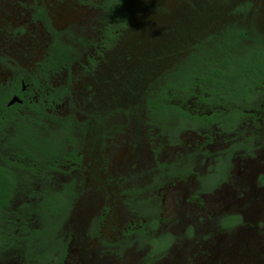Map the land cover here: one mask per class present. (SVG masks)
<instances>
[{
	"label": "flooded vegetation",
	"instance_id": "af4514ba",
	"mask_svg": "<svg viewBox=\"0 0 264 264\" xmlns=\"http://www.w3.org/2000/svg\"><path fill=\"white\" fill-rule=\"evenodd\" d=\"M65 4L89 11V0H0V101L10 120L0 131V169L21 163L12 154L14 132L20 145L29 141L19 133L23 122L39 146L47 129L59 132L66 120H77L54 173L73 177L6 181L10 193L2 199L10 209L0 219L15 236L0 263L264 264V33L256 16L239 21L245 34L145 41L119 37L104 21L89 55V23L69 19ZM95 7L107 11L114 4L98 0ZM34 28L49 43L43 61L29 66L22 60L35 52L24 40H39ZM159 42L166 47L139 50ZM123 44L140 54L123 51ZM163 49L168 57L149 54ZM164 63L168 70L160 69ZM169 86L183 88L182 99L159 114V90ZM13 99L18 102L9 105ZM81 166L89 171L85 186L74 177ZM47 184L68 201L64 221L54 240L45 233L30 239L24 225L36 231L40 221L24 205L38 204ZM12 239L24 253L32 249V257L14 251ZM87 240L99 247L88 250ZM70 244L79 247L73 258Z\"/></svg>",
	"mask_w": 264,
	"mask_h": 264
},
{
	"label": "rangeland",
	"instance_id": "374dc122",
	"mask_svg": "<svg viewBox=\"0 0 264 264\" xmlns=\"http://www.w3.org/2000/svg\"><path fill=\"white\" fill-rule=\"evenodd\" d=\"M97 1L98 0H89V11L80 8L74 9V7L70 6L69 4L62 5V8L64 9L63 12H65V14L68 13L67 17L69 19L83 18L86 21L85 23H89V55L91 54V47L97 45L101 36L104 34L103 17L100 11H98V9L95 7ZM241 1H246L250 4H253L254 2L258 1V4L255 6L254 10L249 9V11L245 8H242V10H240L239 6H242L244 4ZM50 2L51 4L49 6L51 8H54L55 4L52 5V1ZM92 2L94 3L93 7ZM215 3L217 4L214 5ZM212 5H214L213 8H210L209 6ZM250 13L253 14L252 17L255 18L256 16V20H258L256 21V25H259V27L262 29V33H264V0H144L142 4L136 3L132 7V10L129 11V15L125 17V20H123V24H126L130 20L129 23L126 24L127 26L124 25V27L121 28V25H111L110 28L112 31L117 30L118 36L122 38L129 37L131 39L132 37L137 36L140 37L139 39H141L142 41H145L150 39V37H157L158 39L160 37L161 40H165L168 35L173 34L184 36L187 34L203 35L206 34V32L208 31L218 32L221 29L220 25L217 28L215 27L216 24H218L219 22L223 20L227 21L229 18H231L232 15H235V23L238 24L239 21L246 20ZM206 18H209V22H207ZM34 30L36 33L40 34L39 40L36 43L24 40V44L27 43L31 51L35 52V55L33 56V58L30 57L24 59L25 61L22 60L24 65L30 66L31 63L43 61L45 57V53L43 51L45 45L49 43L48 35L46 36L45 34H43L41 31L38 30V28H34ZM13 42H15L17 46L21 45L20 42ZM154 46H157V48L159 49L162 47H166L165 42H159L158 44L153 46H140L139 50L141 52H144L151 49V47L152 50H154ZM121 47H123V51L134 50L136 54H140V51H136V45L123 44ZM179 49L182 48L180 47ZM169 52V49H163L156 50L155 52H149V54L152 58L156 55L155 53L159 54L158 56L168 57L167 55L169 54ZM177 52H182V50H178ZM164 68L165 63L163 65L161 64L160 66V69ZM168 69L169 68H165L164 70ZM106 74L108 75V72H106ZM56 82L57 81L55 79H51V86L54 87ZM158 82H160V80H158ZM72 88L74 89V92H76V86L72 85ZM186 134L188 135L189 133L185 132L183 136H185ZM185 138L188 139V136H185ZM94 152H96V150H94ZM96 157H98V155ZM100 161L101 160H99V162ZM78 170L79 171L75 174L74 177H77L81 185L85 186V184H87V181L89 180V171H87L84 166L78 167ZM95 173L99 176V178H94L95 182H101L102 173L100 172L99 167L95 170ZM71 177L73 176L57 175V177H55V181H58V179L59 181L61 179L62 181H65ZM88 191L89 188L86 189L83 187L82 192L86 193ZM15 203L16 201L13 202V205H15ZM169 205L170 203H165V207ZM67 227H70V224H68ZM65 237L66 236H64V239ZM83 245H85L88 250L89 248L97 249L99 247V242L87 240L83 243ZM78 248V246L70 244L69 258H73L74 254H76V249ZM5 264L13 263L9 261L5 262Z\"/></svg>",
	"mask_w": 264,
	"mask_h": 264
},
{
	"label": "trees",
	"instance_id": "16d2710c",
	"mask_svg": "<svg viewBox=\"0 0 264 264\" xmlns=\"http://www.w3.org/2000/svg\"><path fill=\"white\" fill-rule=\"evenodd\" d=\"M144 0H111V3L114 4L113 9H107V11H100L103 20L108 22V26H119L121 25V28L124 27V25L128 24L129 21L126 24H123V20H125V17L129 15V11L132 10V7L136 3H143ZM244 4L242 6H239L240 10L242 8H245L246 10H249L251 8V4L246 1H241ZM143 6V5H142ZM250 11V10H249ZM235 15H232L231 18H229L227 21L223 20L221 23L219 22L216 24L217 28L220 25V30L218 32L215 31H208L206 32L207 35H240L245 34V29L242 28V26L236 22V19L234 18ZM221 23V24H220ZM127 26V25H126ZM256 33L259 34V32L256 31ZM47 61H50L51 67H54L53 60L51 58ZM62 62H66V58L61 59ZM179 68H182V65L179 66ZM178 68V69H179ZM166 75V74H165ZM180 79H182L181 75L179 76ZM167 84H170V81L166 80ZM181 83V81H179ZM177 84V83H176ZM175 84V86H176ZM169 89L161 88L159 90V94L157 97V100L159 101L156 103V109L160 113L166 112L168 110L176 109V105L173 102H170V100L174 99H182V93L183 88H174L172 89L171 86H169ZM1 100V98H0ZM4 104L0 101V131H3L7 127V122L10 121L8 119L7 113L5 114L4 111ZM47 116V114H46ZM4 118V119H2ZM14 124H17L15 120H13ZM65 123H62L63 126L59 132H55L53 130H46V134L44 135V138L41 142V144L38 146L36 143L31 141V135L27 130L31 129L25 122H23V128L19 130V133L25 134L27 133V136L29 138V141L26 140V143L22 146L18 142L20 141L21 137L19 134H15L14 132V149L15 152L12 154V156L17 159H21V163L18 165V168L16 169H0V214L4 216L1 211L3 208L8 207L10 209V205L6 201V199H2V197L8 195L10 191L8 192V187L6 185V181L8 179H15V181L20 179H40L45 180L46 182H50L51 179H54L57 171L60 169L57 167L58 160L64 156L67 155V151L65 149L64 141L66 139H71L72 134H69L67 131L72 130V125L77 123V120H66ZM55 133V134H54ZM57 135V136H56ZM54 138L52 139V137ZM56 141V143L53 142ZM21 151V153H20ZM21 155V156H20ZM62 156V157H59ZM7 163V162H6ZM32 163L36 164V167H27L26 165H32ZM40 163L41 167H38L37 164ZM27 167V168H26ZM61 171V170H60ZM10 184V182H8ZM19 185L14 184V188L16 189ZM24 188H28L29 186H23ZM50 186L46 185V192L45 193H38L41 194L42 200L37 203H29L25 204L24 207L26 208H34L32 212H35L39 218L40 226L39 228L43 229V231H40L39 228L36 231L32 230V226L24 225V228H26V232L29 233L30 239L34 235L45 233L49 239L56 238V232L57 229L60 228L62 222L64 221L62 218L65 217L66 212L65 209L68 207V201H66L63 197V194L55 191L54 187H52L53 191L51 192L49 190ZM36 204L37 207L34 205ZM5 211V209H4ZM31 212V213H32ZM23 222V220L21 219ZM2 220L0 219V254L2 255L6 253V243L9 240V236H15L10 233H7L6 231V225L2 224ZM10 227V226H9ZM22 235H25V232H22ZM22 240V238H21ZM31 242V241H30ZM12 246L13 250L22 256L23 252V244L20 243V241H15L12 239ZM32 249L28 250L26 248V252L24 253L25 256L31 258L32 257Z\"/></svg>",
	"mask_w": 264,
	"mask_h": 264
},
{
	"label": "water",
	"instance_id": "95a60500",
	"mask_svg": "<svg viewBox=\"0 0 264 264\" xmlns=\"http://www.w3.org/2000/svg\"><path fill=\"white\" fill-rule=\"evenodd\" d=\"M15 102H18V100H17V99H13V100L9 103V105H11V104H13V103H15Z\"/></svg>",
	"mask_w": 264,
	"mask_h": 264
}]
</instances>
